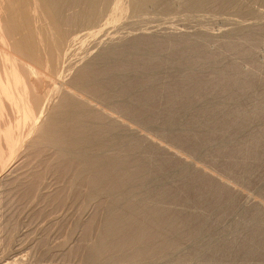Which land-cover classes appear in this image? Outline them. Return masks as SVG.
Masks as SVG:
<instances>
[{
	"label": "rangeland",
	"instance_id": "obj_1",
	"mask_svg": "<svg viewBox=\"0 0 264 264\" xmlns=\"http://www.w3.org/2000/svg\"><path fill=\"white\" fill-rule=\"evenodd\" d=\"M107 1L74 31L91 33L84 59L29 138L20 111L10 121L20 131L8 137L27 142L12 159L0 142V261L264 264V0H144L136 10ZM84 68L98 79L85 92L98 105L76 117L85 130L71 129L74 118L65 127L74 146L51 143L43 133ZM110 122L132 133L129 157L113 153L131 168L91 181L83 158L93 148L82 142L99 128L110 135Z\"/></svg>",
	"mask_w": 264,
	"mask_h": 264
},
{
	"label": "bare ground",
	"instance_id": "obj_2",
	"mask_svg": "<svg viewBox=\"0 0 264 264\" xmlns=\"http://www.w3.org/2000/svg\"><path fill=\"white\" fill-rule=\"evenodd\" d=\"M0 2V142L3 140L4 143H6L4 145L8 146L7 149H9L11 158L14 157V153L16 152L15 148L18 146H15V144L20 143L18 142L20 140L19 136H23L22 134L24 133L20 134V132H18L20 130L15 128L17 123L14 124L13 128V122L10 121L15 122L17 116H19L17 114H19L20 111L22 113V123L25 128H27V135L25 134L26 136H24L25 139L29 138L32 131H34L33 127H35L31 125V121L34 122L37 115L41 118L43 114L49 111L57 98V95L54 96L52 93L53 88L58 86L56 87L58 88V91L59 87L66 81L65 78L68 79V77L71 76L72 71L75 70L79 63L84 59L81 57L82 55L78 56L79 54H77V51L80 47H82L84 39H87L91 33L83 30L84 32H81L82 35H78L74 31L90 25L92 26V24L102 16L103 10L105 7L107 8L108 1L6 0V6L5 4H2V0ZM117 2L119 3V0H117ZM194 2L200 3V0H194ZM1 4L5 7L1 6ZM144 4V0H133V9H140L144 6ZM69 10L72 11V15L70 16H68L67 13ZM36 18L41 21L42 24H44L43 22L46 23L48 26L46 28H49L50 30L48 33L49 35L51 34L50 36L46 33L48 31L43 32L45 30L44 27H42L43 29H37L38 27L34 24ZM37 23L40 24V22ZM65 26L70 27V31H66L69 29H66L67 27L65 28ZM80 50H82V48H80ZM133 53H136V50H134ZM112 54L116 55L117 53L113 52ZM109 55H111V53ZM74 57L75 59H73ZM108 62L109 58L104 61L103 65L105 66ZM84 69L82 71L80 70L81 72L76 74V76H74L73 79L66 84L65 92L67 95L64 96L67 97H64L65 100L62 103L64 104L62 106L64 108H58L59 111L57 110L54 118L52 117L48 130L43 133L42 137L51 143L53 142L57 144L63 143L64 141L68 144L72 143L74 146L75 144L72 142V139L67 140L65 127L67 129L70 119L74 118L71 129L75 131L76 128L79 127V124L77 125V123L83 118L82 113H84L85 110L86 112L88 111V115L91 114V112L94 113L92 103L94 102V104H97V101L95 98L88 97L90 92L87 93L88 95H86L85 92H87V90L92 91L91 89L99 90L100 87L96 83L98 82V79L90 74L91 72H87L88 68ZM113 87H116V85ZM112 89L110 92L107 90L108 93L104 94V91L102 94L108 95L112 93ZM10 110L13 113L12 117L14 120H10L12 117L9 118L10 115H8L7 122H4V116L7 115L5 112ZM81 114V119L76 118ZM8 122L10 123L7 125ZM35 122L33 123L34 125L36 124ZM1 123H3V126H1ZM110 123L111 124L109 125L111 129L107 127L110 129V135H106L108 134L106 131L101 134V131L99 132V128L96 132L95 139H84L82 142L84 149L93 148V152L83 158V164L87 166V170L85 172L89 173L87 177L90 176V178H92L91 181L100 178V172H102L103 168L111 169L114 167L121 170L126 169L127 167L128 169L131 168L128 165L129 161L125 155L116 157L113 153H119L120 150L121 154H125L128 152L126 151L124 153L123 149L125 147H133L131 146L132 144L128 145L125 143V139L129 138L132 133L126 130L124 131V129H122L124 127L118 128L114 122ZM120 124L122 125V123ZM7 127L8 129L5 130ZM11 128L18 130L17 132L20 134L18 136L16 135L18 140L16 141L18 143L15 142V139L13 141L12 138L8 137V132L11 131ZM80 128L83 130L86 129L84 124ZM80 128H78L75 133L79 132ZM17 132L14 133L16 134ZM11 137L14 138V136ZM72 138H75V136ZM23 139L24 137L21 139L20 145L23 144ZM1 148L2 147L0 146V149ZM17 148H19V146ZM139 150L141 151L143 148H140ZM129 155L130 154L127 153V157H129ZM7 261L8 260L6 258H3V260L0 261V264H10Z\"/></svg>",
	"mask_w": 264,
	"mask_h": 264
}]
</instances>
